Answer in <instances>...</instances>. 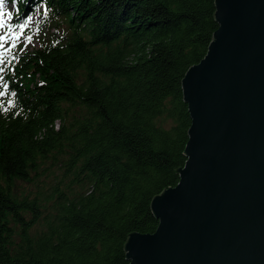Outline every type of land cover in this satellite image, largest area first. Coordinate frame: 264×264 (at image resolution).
I'll use <instances>...</instances> for the list:
<instances>
[{
    "label": "trees",
    "instance_id": "obj_1",
    "mask_svg": "<svg viewBox=\"0 0 264 264\" xmlns=\"http://www.w3.org/2000/svg\"><path fill=\"white\" fill-rule=\"evenodd\" d=\"M5 1L12 32L37 13L48 34L1 51L0 264H130L129 236L155 232L151 202L186 162L181 81L215 0Z\"/></svg>",
    "mask_w": 264,
    "mask_h": 264
},
{
    "label": "water",
    "instance_id": "obj_2",
    "mask_svg": "<svg viewBox=\"0 0 264 264\" xmlns=\"http://www.w3.org/2000/svg\"><path fill=\"white\" fill-rule=\"evenodd\" d=\"M217 30L181 81L190 127L179 181L132 234L130 264H264V0H215Z\"/></svg>",
    "mask_w": 264,
    "mask_h": 264
},
{
    "label": "rangeland",
    "instance_id": "obj_3",
    "mask_svg": "<svg viewBox=\"0 0 264 264\" xmlns=\"http://www.w3.org/2000/svg\"><path fill=\"white\" fill-rule=\"evenodd\" d=\"M37 13L34 14L27 24H25L20 30L12 32L8 27L12 20V9L9 7L5 0H0V37L3 39L0 40V61L1 58V51L6 49L7 47H13L14 50L19 52H31L35 48L39 47V41L44 38L48 33L43 32L38 33L35 32L32 34L31 27L36 20ZM50 32H53L52 30ZM2 69V62H0V99L3 98V90H2V83H3V72ZM53 175L51 174L50 177L45 181L46 184H50ZM45 180V177H43ZM40 184L39 186H42ZM23 190L28 191V187H23Z\"/></svg>",
    "mask_w": 264,
    "mask_h": 264
},
{
    "label": "snow or ice",
    "instance_id": "obj_4",
    "mask_svg": "<svg viewBox=\"0 0 264 264\" xmlns=\"http://www.w3.org/2000/svg\"><path fill=\"white\" fill-rule=\"evenodd\" d=\"M21 27H23V25L21 26ZM3 38L2 37H0V40H2Z\"/></svg>",
    "mask_w": 264,
    "mask_h": 264
}]
</instances>
